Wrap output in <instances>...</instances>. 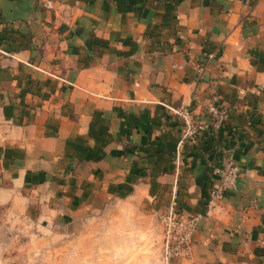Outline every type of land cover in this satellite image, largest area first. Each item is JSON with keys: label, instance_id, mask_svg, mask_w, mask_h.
I'll return each instance as SVG.
<instances>
[{"label": "crops", "instance_id": "obj_1", "mask_svg": "<svg viewBox=\"0 0 264 264\" xmlns=\"http://www.w3.org/2000/svg\"><path fill=\"white\" fill-rule=\"evenodd\" d=\"M181 106L205 130L178 148ZM225 158L239 179L204 217ZM0 190L73 212L175 196L202 218L171 264H264V0H0Z\"/></svg>", "mask_w": 264, "mask_h": 264}, {"label": "rangeland", "instance_id": "obj_2", "mask_svg": "<svg viewBox=\"0 0 264 264\" xmlns=\"http://www.w3.org/2000/svg\"><path fill=\"white\" fill-rule=\"evenodd\" d=\"M32 192L29 197L0 190V264H171L172 259L190 258L202 218L180 220L173 214L183 225L172 232L173 253L166 260L165 213L148 212L132 200L73 212L49 191ZM220 201L208 203L204 217L212 216Z\"/></svg>", "mask_w": 264, "mask_h": 264}, {"label": "built area", "instance_id": "obj_3", "mask_svg": "<svg viewBox=\"0 0 264 264\" xmlns=\"http://www.w3.org/2000/svg\"><path fill=\"white\" fill-rule=\"evenodd\" d=\"M169 111L173 116L178 117L182 122V134L178 141V148H181L186 142L196 143L197 140L201 138L205 130V124L202 121H196L194 115L184 106H181L177 109H170ZM205 116L206 119L211 123V125L216 129L221 128L228 119L227 111L225 110L224 106L219 104L218 100H214L207 106ZM178 158L179 152L176 154V160H178ZM239 174V168L229 159L225 158L222 161L221 169L219 172L218 184L210 191L208 203L212 204L215 201L220 200L226 191L234 189L239 179ZM174 204L175 196L172 197L169 207L164 214V220L166 221V225L168 226V233L165 240L164 250L166 260H168V258L173 253L170 249L171 245L173 244L172 232L178 231L179 229H181L180 226L183 225L182 222H177L172 218L174 214ZM195 220L196 218H193L191 220V228L196 225V222H194Z\"/></svg>", "mask_w": 264, "mask_h": 264}]
</instances>
